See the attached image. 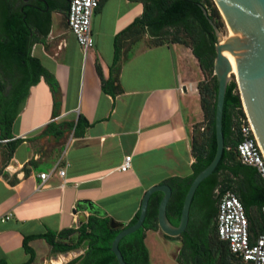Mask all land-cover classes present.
<instances>
[{"label":"crops","instance_id":"crops-1","mask_svg":"<svg viewBox=\"0 0 264 264\" xmlns=\"http://www.w3.org/2000/svg\"><path fill=\"white\" fill-rule=\"evenodd\" d=\"M52 1L50 30L31 54L53 73L57 88L41 75L12 122L11 139L0 142V264L28 259L24 236L77 228L91 212L127 224L149 186L192 173L203 73L191 48L179 42L134 48L142 38L125 37L116 81L121 90L103 91L96 64L108 79L115 36L140 16L145 0H100L91 22L94 46L85 57L66 22L68 0ZM54 15L61 19L56 27ZM79 116L89 125L76 134ZM126 155L130 168L121 171ZM57 163L63 176L53 171ZM40 172L50 173L42 186ZM156 238L172 247L170 262L152 253ZM144 242L150 264H179L180 239L149 229ZM28 245L35 253L30 264H60L83 251L56 253L44 238Z\"/></svg>","mask_w":264,"mask_h":264},{"label":"trees","instance_id":"trees-1","mask_svg":"<svg viewBox=\"0 0 264 264\" xmlns=\"http://www.w3.org/2000/svg\"><path fill=\"white\" fill-rule=\"evenodd\" d=\"M199 3L221 28L224 20L213 0H145L140 16L115 36L112 73L108 79L103 78L96 64L102 90L115 94L121 90L116 81L122 40L125 37L129 36L134 42L147 34L154 39L151 45L179 42L189 46L198 60L204 75L197 83L203 121L195 123L192 129V173L184 177L170 176L161 182L168 183L172 189L166 213L174 225L179 223L183 200L191 181L210 163L216 150L214 123L217 79L213 74V63L217 38ZM21 8L15 7V0H0V138L7 140L12 137V122L28 95L29 87L37 83L42 75L52 89L57 88L53 73L42 65L38 57L31 54L32 45L43 41L50 30L51 12L46 11L41 3L34 6L27 2ZM243 117L245 112L233 76L227 84L224 98V148L221 158L194 193L186 229L175 237L162 233L166 238L181 240V249L176 254L179 264H247L242 257L231 252L227 241L220 239L217 233V203L226 190H232L244 207L250 243L264 233V185L256 168L242 163L237 151V145L242 139L239 124ZM88 125L82 116L72 124L76 134L82 133ZM17 143L18 140L10 142L11 149ZM162 195V192L156 191L150 196L142 226L119 241L118 247L126 264H150L144 239L147 230L159 229L157 209ZM138 214L139 209L125 225L133 224ZM111 219V216L91 212L79 218L77 228L24 236L23 248L29 257L20 264L33 261L35 253L28 242L34 238H44L56 253L83 249V257L76 264H119L111 244L121 228H112Z\"/></svg>","mask_w":264,"mask_h":264},{"label":"water","instance_id":"water-1","mask_svg":"<svg viewBox=\"0 0 264 264\" xmlns=\"http://www.w3.org/2000/svg\"><path fill=\"white\" fill-rule=\"evenodd\" d=\"M231 34L223 37L222 32L208 16L205 7L199 3L205 17L216 34L213 74L217 79V95L215 105V141L216 150L210 163L195 175L185 194L179 223L174 225L168 219L166 209L172 195L168 183H157L149 186L144 192L139 214L131 225L110 220L112 228H121L112 240L111 250L119 264H126L118 247L119 241L126 235L139 229L145 219L150 196L162 192L157 209L159 230L168 236H179L186 229L189 211L194 193L207 176L217 166L224 148L222 116L224 98L228 82L234 76L242 107L248 117L257 141L264 154V0H213ZM233 57L234 63L231 62ZM233 65L234 69L233 70ZM184 89V88H183ZM58 90V89H57ZM83 257V251L65 264H76Z\"/></svg>","mask_w":264,"mask_h":264},{"label":"built area","instance_id":"built-area-1","mask_svg":"<svg viewBox=\"0 0 264 264\" xmlns=\"http://www.w3.org/2000/svg\"><path fill=\"white\" fill-rule=\"evenodd\" d=\"M100 0H68L66 22L69 30L76 38L84 57L94 46L92 35V16L99 5ZM239 132L241 141L237 145L240 161L256 168L264 185V154L257 141L252 125L245 115L240 118ZM7 139H1L0 142ZM131 156L126 155L119 170L126 171L130 168ZM57 170L60 176L65 174L64 168L57 163L53 171ZM50 173L40 172L38 176L42 180L41 186ZM40 186V187H41ZM264 215V206L262 207ZM6 215L4 218H8ZM216 227L220 239L227 241L231 252L242 257L247 264H264V233L257 236L250 243L248 218L238 196L232 190L224 191L217 203ZM62 262L60 264H65Z\"/></svg>","mask_w":264,"mask_h":264},{"label":"rangeland","instance_id":"rangeland-1","mask_svg":"<svg viewBox=\"0 0 264 264\" xmlns=\"http://www.w3.org/2000/svg\"><path fill=\"white\" fill-rule=\"evenodd\" d=\"M53 22H54V25H55V27H56V25L57 24H59L60 22H61V19L57 16V15H54L53 16ZM220 29V31L222 32V35H223V37H225V32H226V37L228 36V34H229V29L227 28V26H226V24H225V22H224V25L221 27V28H219ZM225 37V38H226ZM154 42V39H152V38H150V36H148L147 34H143V36H142V40L141 41H139L135 46H134V48H140L141 46H147V45H151V43H153ZM232 77H233V75H231ZM203 77H204V75H203ZM202 77V78H203ZM203 121V115H202V118H201V120L199 121V122H202ZM196 123H198V122H196ZM194 125V124H193ZM201 129H203V127L201 128ZM125 202H123V204H124ZM126 204V203H125ZM127 205H128V203H127ZM156 244L154 245V246H152V253L155 251V252H158L159 253V255L161 256V254L163 255V258L164 259H167V261L168 262H170L171 260H170V256H169V254L167 253L168 251H169V249L170 248H172L171 246H169V245H164L161 241H160V239H158V238H156ZM167 257V258H166ZM163 259V260H164Z\"/></svg>","mask_w":264,"mask_h":264},{"label":"flooded vegetation","instance_id":"flooded-vegetation-1","mask_svg":"<svg viewBox=\"0 0 264 264\" xmlns=\"http://www.w3.org/2000/svg\"><path fill=\"white\" fill-rule=\"evenodd\" d=\"M27 2L32 3L34 6H36L38 3H41L45 7V10H50L52 11V7L54 6V1L52 0H15V7H22L24 6ZM22 9V8H21Z\"/></svg>","mask_w":264,"mask_h":264},{"label":"bare ground","instance_id":"bare-ground-1","mask_svg":"<svg viewBox=\"0 0 264 264\" xmlns=\"http://www.w3.org/2000/svg\"><path fill=\"white\" fill-rule=\"evenodd\" d=\"M230 34H231V31L229 32L228 35H230ZM231 62L234 63V59H233V57L231 58ZM233 70H235V69H234V65H233Z\"/></svg>","mask_w":264,"mask_h":264}]
</instances>
